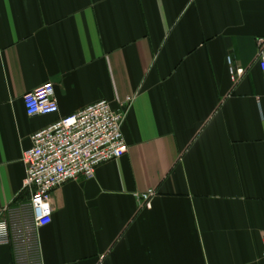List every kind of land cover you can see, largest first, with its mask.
I'll use <instances>...</instances> for the list:
<instances>
[{
    "label": "crops",
    "instance_id": "0c3cea01",
    "mask_svg": "<svg viewBox=\"0 0 264 264\" xmlns=\"http://www.w3.org/2000/svg\"><path fill=\"white\" fill-rule=\"evenodd\" d=\"M260 38L264 0H0V220L29 215L34 133L131 99L129 150L53 192L39 262L264 264ZM45 83L58 113L28 117L23 97ZM20 249L14 235L0 264Z\"/></svg>",
    "mask_w": 264,
    "mask_h": 264
},
{
    "label": "built area",
    "instance_id": "2783aa9c",
    "mask_svg": "<svg viewBox=\"0 0 264 264\" xmlns=\"http://www.w3.org/2000/svg\"><path fill=\"white\" fill-rule=\"evenodd\" d=\"M257 65L264 75V39L257 40ZM234 73L231 71V76ZM242 75V71H236ZM264 86V78H263ZM28 117L57 115L54 86L45 83L23 97ZM131 99L117 108L106 100L60 118L31 137V147L23 153L25 167L23 187L30 194L29 215H12L0 220V250L11 244L15 235L20 249V264H41L35 241L36 232L51 223L53 195L63 185L79 179L91 180L98 167L121 159L128 147L123 136ZM155 196L152 190L138 196L150 207ZM264 258V239L263 252Z\"/></svg>",
    "mask_w": 264,
    "mask_h": 264
}]
</instances>
